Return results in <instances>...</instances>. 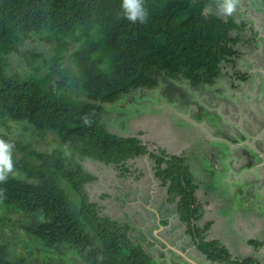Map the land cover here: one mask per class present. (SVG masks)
<instances>
[{
    "label": "trees",
    "instance_id": "trees-1",
    "mask_svg": "<svg viewBox=\"0 0 264 264\" xmlns=\"http://www.w3.org/2000/svg\"><path fill=\"white\" fill-rule=\"evenodd\" d=\"M119 3L0 0V139L14 144L15 171L0 181V204L40 214L39 223L25 228L29 235L47 249L68 246L86 264H157L133 239L129 223L101 214L98 204L89 200L85 184L95 176L72 161L80 155L125 175L128 160L148 154L154 177L166 188L165 201L175 204L196 249L213 263L258 264L235 258L218 240L206 239L207 225L196 224L197 185L185 157L150 151L141 139L112 132L102 121L104 104L152 86L159 72L180 75L191 86L211 82L220 65L239 54V37L233 33L244 24L207 11L208 0H144L149 13L144 23L125 19ZM44 35L55 41L53 55L45 61L54 64L67 56L84 100L49 90L50 74L38 76L35 63L41 53L25 44ZM15 54L34 72L12 71ZM9 121L54 132L59 147L40 151L11 137ZM0 264L26 263L0 242Z\"/></svg>",
    "mask_w": 264,
    "mask_h": 264
},
{
    "label": "rangeland",
    "instance_id": "rangeland-1",
    "mask_svg": "<svg viewBox=\"0 0 264 264\" xmlns=\"http://www.w3.org/2000/svg\"><path fill=\"white\" fill-rule=\"evenodd\" d=\"M223 0H208L206 10L213 12L222 18L231 16L233 20L244 26L239 31H234L238 37L252 32L259 37V30L264 31V0H234L235 8L230 14L225 13L220 5ZM257 32V33H256ZM261 43L264 40H260ZM55 41L47 39L44 35L42 39L33 37L28 40L25 47L32 51L40 52L37 57L36 65L38 76L50 74V82L47 88L61 95H68L78 100H84L76 81V70L71 60L65 58L54 63L45 61L44 57L50 58L53 55ZM258 46V45H257ZM241 50V49H240ZM26 56H30L26 52ZM22 56L14 55L11 61V70L21 75L33 73V67L23 61ZM22 61V62H21ZM53 64V65H52ZM251 65V64H250ZM155 84L150 87H143L131 90L129 93L121 95L115 102L104 104L102 121L106 127L120 135H136L147 138L153 134L158 136L159 130L167 127L175 130L182 129L185 125H192L194 121H187L182 115H192L194 120V86H191L182 76L171 77L164 72L154 75ZM205 100L207 101L206 97ZM171 117V121L163 115ZM213 114V115H211ZM203 116L213 123H220V111L205 112ZM168 121V123H167ZM210 121V122H211ZM184 122L186 124H183ZM10 125V136L24 142H29L37 150H49L59 147V140L52 131H37L25 122H8ZM176 125V126H175ZM151 127V133H144V129ZM147 143L150 151H157V139ZM74 163L80 164L84 170L92 173L95 179L85 184V190L89 200L96 202L101 208V214L108 215L129 223L133 230L134 240H138L148 251L150 256L157 264H191L182 255L172 249L170 242L173 238H167L169 234L181 233L176 239L180 245L188 244L187 257L197 264H220L209 262L205 256L196 249L192 239L184 231V223L174 226L175 229L168 227L161 228L158 219L154 214L147 212L142 205L144 193L154 185L158 188L153 193V198H145V205L160 209L158 216L160 221L172 217L176 214L175 204L166 203L164 200V187L153 175V161L149 155H144L135 159H130L127 165L130 168L125 175H120L119 171L112 165L86 158L80 155L72 156ZM14 175L15 171L11 173ZM153 183V184H152ZM141 201V202H140ZM170 208V209H169ZM150 210V209H148ZM42 220L40 214H28L20 209H10L0 204V242L7 244L11 255L15 258H23L26 264H37L44 261L60 262L64 264H86L81 260L74 250L63 245L55 249H47L32 238L25 228L32 227ZM179 221V220H178ZM173 226V225H172ZM183 233V234H182ZM163 237L169 241L170 247L163 244ZM175 237V236H174ZM185 239L181 243L182 239ZM255 240L259 236H253ZM168 244V245H169ZM164 245V246H163ZM167 250V255L163 251ZM177 250L181 247L177 245ZM194 252V253H193ZM252 254L254 250L252 248Z\"/></svg>",
    "mask_w": 264,
    "mask_h": 264
},
{
    "label": "crops",
    "instance_id": "crops-1",
    "mask_svg": "<svg viewBox=\"0 0 264 264\" xmlns=\"http://www.w3.org/2000/svg\"><path fill=\"white\" fill-rule=\"evenodd\" d=\"M259 32L258 40L253 31L239 37L235 44L239 54L223 62L211 82L194 86V95H198L194 97V120L185 110L182 115L187 121H194L192 125L183 129L175 125V130L167 126L158 131V136L142 139L133 134L125 136H135L146 144L153 137L157 139V151L185 157L197 185L200 216L196 224L207 225L206 239L218 240L235 258L264 264V42L260 41L264 40V31ZM215 110L220 111V123L203 116ZM145 132L151 133V127ZM154 185L144 193L142 205L160 224V209L144 203L158 190ZM165 191L164 187L163 195ZM178 220L177 213L174 218L164 217L158 230L175 229L181 223ZM180 234L166 237H172L171 246L179 245L187 255L193 247L188 250V244L180 245L176 239ZM254 235L259 239L255 240ZM159 237L170 247L169 241ZM184 241L183 238L181 243ZM163 251L167 255L164 247Z\"/></svg>",
    "mask_w": 264,
    "mask_h": 264
},
{
    "label": "clouds",
    "instance_id": "clouds-1",
    "mask_svg": "<svg viewBox=\"0 0 264 264\" xmlns=\"http://www.w3.org/2000/svg\"><path fill=\"white\" fill-rule=\"evenodd\" d=\"M225 13H232L235 8L234 0H223L220 5ZM120 14L132 23H144L148 18V9L144 0H120ZM14 144L8 140L0 139V181L7 179L14 169Z\"/></svg>",
    "mask_w": 264,
    "mask_h": 264
},
{
    "label": "water",
    "instance_id": "water-1",
    "mask_svg": "<svg viewBox=\"0 0 264 264\" xmlns=\"http://www.w3.org/2000/svg\"><path fill=\"white\" fill-rule=\"evenodd\" d=\"M171 247H172V249H175L177 252H179L187 261H189V263H191V264H197L192 259L188 258L187 255L184 252H182L180 250H177L173 246H171Z\"/></svg>",
    "mask_w": 264,
    "mask_h": 264
}]
</instances>
